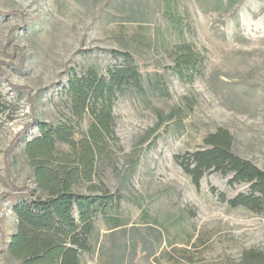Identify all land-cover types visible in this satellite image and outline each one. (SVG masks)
Listing matches in <instances>:
<instances>
[{"label": "rangeland", "instance_id": "374dc122", "mask_svg": "<svg viewBox=\"0 0 264 264\" xmlns=\"http://www.w3.org/2000/svg\"><path fill=\"white\" fill-rule=\"evenodd\" d=\"M175 3L191 22L186 41L202 56L193 78L169 67L177 36L163 0H0V264H13L7 246L16 217L7 193L34 187L22 153L37 133L34 119L56 121L66 112L70 71L106 74L125 62L110 49L131 53L145 80L114 95L118 141L101 179L123 195L121 225L97 218L84 264H264V210L226 200L249 185L231 184V173L221 171L196 185L175 158L225 127L235 149L264 168V0ZM155 72L163 93L148 87L146 74ZM18 135L23 140L8 153Z\"/></svg>", "mask_w": 264, "mask_h": 264}, {"label": "trees", "instance_id": "16d2710c", "mask_svg": "<svg viewBox=\"0 0 264 264\" xmlns=\"http://www.w3.org/2000/svg\"><path fill=\"white\" fill-rule=\"evenodd\" d=\"M176 1L163 0V15L177 36L168 53L172 59L169 67L181 79L193 78L200 71L202 56L184 37L191 22L178 10ZM108 52L114 58L123 57L125 62L108 68L106 74L93 69L81 74L70 71L64 87L66 112L56 121L34 119L37 133L25 140L22 149L34 187L13 186L18 191L7 193L16 217L7 246L13 264H84L82 254L92 250L97 218L114 227L121 225L117 213L123 195L118 189L111 191L101 179L118 141L112 104L117 89L128 84L142 87L145 79L133 64L131 53L116 49ZM146 76L148 87L163 93L162 75L155 72ZM27 97L30 102L34 100L29 91ZM4 107L0 93V112ZM173 115L171 112L165 117L171 119ZM19 136L8 153L23 140L24 136ZM234 140L227 128L217 127L204 135L202 147L179 153L175 158L196 185L208 171L231 173V184L247 183L248 193L226 200L231 207L244 206L261 212L264 168L241 155ZM3 243L0 223V249ZM255 257L261 258L262 254L256 253Z\"/></svg>", "mask_w": 264, "mask_h": 264}]
</instances>
